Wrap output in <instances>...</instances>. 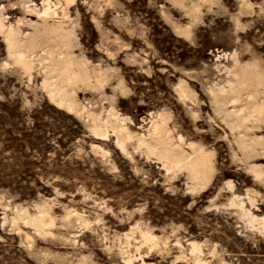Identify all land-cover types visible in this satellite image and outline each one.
<instances>
[{
	"label": "rangeland",
	"instance_id": "374dc122",
	"mask_svg": "<svg viewBox=\"0 0 264 264\" xmlns=\"http://www.w3.org/2000/svg\"><path fill=\"white\" fill-rule=\"evenodd\" d=\"M0 264H264V0H0Z\"/></svg>",
	"mask_w": 264,
	"mask_h": 264
},
{
	"label": "bare ground",
	"instance_id": "6f19581e",
	"mask_svg": "<svg viewBox=\"0 0 264 264\" xmlns=\"http://www.w3.org/2000/svg\"><path fill=\"white\" fill-rule=\"evenodd\" d=\"M47 4L48 3H46V7H44L43 11H42V15H44V16L48 15L50 13V10H49V7L47 6ZM45 31H48L50 33H57V28H49V29H45ZM16 34H17L16 31L13 29L8 30V32L6 33L7 46L10 49L11 53H13L15 61L17 63L21 64L24 68H29L30 62L26 59V57L24 55L26 50L24 52H23V50H21V45L16 38ZM68 36H70V35L67 34L65 36H62L61 40L68 38ZM27 48L30 49L31 47L27 46L26 49ZM63 62H64L63 65H61V66H59V68L55 69V70L59 71L57 73L58 79L57 78L56 79H57V81L60 80V84L53 85V83H51L49 85L51 89L49 88L50 90H48V91H49V94L51 95V98L55 99L59 105L66 107L68 110H72L75 108V104H74L73 100L68 97V92L66 90L67 87H65V85L66 86L72 85V84H75V83L81 82V81L84 82L87 79V77L82 70L78 71V72H75V70L73 71L72 63L66 64L65 61H63ZM55 67L56 66L53 65L52 70H54ZM48 83H50V82H48ZM58 83H59V81H58ZM49 86H46V87H49ZM253 110L257 111L258 113L260 112L259 108H253ZM235 117L237 119V123H234L235 125L233 124L232 127H234V126L235 127H242L243 126L242 123L244 121H246V119L248 118L247 116H240L238 114ZM98 127H96L94 131L99 135H103V133L100 132V129ZM152 134L155 137V139L157 138L158 142L161 144L162 149L161 150L159 149V151L157 149L156 150H157V152H159V155L162 158V160H164L170 166H174L176 168L177 167L185 168L193 180H196L198 182L206 181L207 170L209 169V161L205 155H203L201 152H199V153L194 154L191 157H188L186 154H184L182 152H177V151L175 152L174 149L170 148V146L168 144H166V142H164V140H163L164 139L163 136L166 135V128H165V122L162 119H161V121L153 124ZM167 142H168V140H167ZM159 143H157V145ZM146 145H147V143H146ZM150 147L152 150L153 145ZM155 147L156 146H154V148ZM155 151H154V153H156ZM167 164L165 166H168ZM31 223L35 227H37L38 229H41V227L43 225V219H42V217L36 218V219L31 220ZM196 250H198L197 245L192 244V251H196Z\"/></svg>",
	"mask_w": 264,
	"mask_h": 264
}]
</instances>
